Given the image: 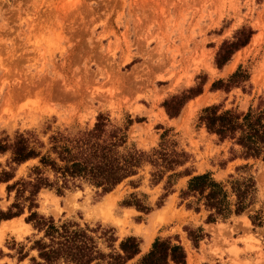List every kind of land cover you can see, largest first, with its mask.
<instances>
[{"label": "rangeland", "instance_id": "rangeland-1", "mask_svg": "<svg viewBox=\"0 0 264 264\" xmlns=\"http://www.w3.org/2000/svg\"><path fill=\"white\" fill-rule=\"evenodd\" d=\"M242 28L253 32L248 44L218 69V48ZM238 67L249 75L244 90L211 91ZM204 76L202 93L170 119L164 100ZM211 105L264 109V0H0V137L48 126L76 132L91 128L99 113L118 125L129 116V145L149 151L168 130V138L190 155L184 167L190 173L209 172L226 189L252 175L257 187L255 203L241 215L206 223V211L195 213L180 202L187 177L178 179L174 193L157 208L164 182L151 186L145 167L105 195L87 185L62 196L42 190L37 211L45 217L112 228L118 242L136 237L140 256L156 238H171L184 248L186 264H264V161L233 159L230 143H219L198 124L201 110ZM6 158L0 156V163ZM33 163L22 165L17 176ZM135 199L151 211L138 212L131 205ZM11 201L1 185L0 209ZM25 216L1 223L6 230L0 264H18L20 245L29 248L26 238L33 230ZM251 218H260L261 226ZM198 228L205 236L195 248L185 230ZM31 257L35 252L22 264H32Z\"/></svg>", "mask_w": 264, "mask_h": 264}, {"label": "trees", "instance_id": "trees-1", "mask_svg": "<svg viewBox=\"0 0 264 264\" xmlns=\"http://www.w3.org/2000/svg\"><path fill=\"white\" fill-rule=\"evenodd\" d=\"M252 34L251 29L242 28L233 40L224 41L215 54L217 68L221 69L236 51L246 46ZM248 80V73L238 67L225 81H215L211 91L244 90ZM205 83L204 76L196 86L165 99L162 107L167 116L178 117L185 104L202 93ZM132 122L127 116L125 123L118 125L107 114L99 113L91 128L76 132L52 131L48 126L39 132L30 129L16 132L12 137H0V156L7 155L4 164L0 163V184L5 185L6 199L12 198L5 210L0 209V223L27 213L24 222L33 230L31 237L26 238L29 248L26 250V245L21 244L16 253L18 262L32 251L36 252V257L30 258L32 264H128L141 254V241L136 237L128 236L118 242L112 228H90L39 214L38 196L45 189L62 196L66 191L87 185L105 195L149 167L151 186L164 182L165 193L157 208L174 193L173 187L182 177L188 179L179 192L180 202L195 213L206 211V223L239 216L255 203L257 187L252 175L231 181L229 189L209 172L194 175L184 168L190 155L168 138V130L161 134L158 146L149 151L129 145L127 132ZM198 124L219 143L229 142L233 159L264 161V109L249 107L246 112H239L211 105L201 110ZM30 161L34 163L26 174L17 176L18 169ZM181 168L184 170L180 171ZM131 205L144 214L151 211L136 199ZM251 220L261 226L260 218ZM185 231L197 248L205 236L203 230ZM186 258L188 255L178 240L156 238L136 264H186Z\"/></svg>", "mask_w": 264, "mask_h": 264}, {"label": "bare ground", "instance_id": "bare-ground-1", "mask_svg": "<svg viewBox=\"0 0 264 264\" xmlns=\"http://www.w3.org/2000/svg\"><path fill=\"white\" fill-rule=\"evenodd\" d=\"M6 228L5 226H3V228L0 230V238L4 235V232H5ZM152 239V238H151ZM152 241V240H151ZM151 241H148L149 244H151Z\"/></svg>", "mask_w": 264, "mask_h": 264}, {"label": "crops", "instance_id": "crops-1", "mask_svg": "<svg viewBox=\"0 0 264 264\" xmlns=\"http://www.w3.org/2000/svg\"><path fill=\"white\" fill-rule=\"evenodd\" d=\"M2 184H0V186H1ZM128 210H130V208H128ZM14 219H17V218H14ZM9 221V220H8ZM2 223V222H1ZM1 223H0V225H1ZM25 223V222H24ZM30 226V225H29ZM31 227V226H30ZM32 229V228H31ZM33 232V231H32ZM143 245V244H142ZM32 252H35V251H32ZM35 255H36V252H35ZM9 258V257H8ZM7 258V259H8ZM9 259H11V258H9ZM187 259V258H186ZM18 264H22V262H18Z\"/></svg>", "mask_w": 264, "mask_h": 264}]
</instances>
